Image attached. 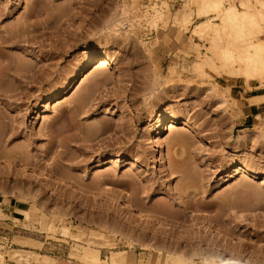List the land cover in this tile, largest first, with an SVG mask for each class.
<instances>
[{
  "label": "rangeland",
  "instance_id": "1",
  "mask_svg": "<svg viewBox=\"0 0 264 264\" xmlns=\"http://www.w3.org/2000/svg\"><path fill=\"white\" fill-rule=\"evenodd\" d=\"M240 1L223 0V5L233 2L243 10ZM186 2L0 0V35L27 29L36 37H20L5 51L47 75L33 81L10 77L13 93L0 95L6 133L0 143L5 264H15L8 254L22 248L55 264H83L77 257L86 242L75 241L73 233L86 238L91 231L111 244L100 249L102 259L110 250H125L138 262L154 264L151 257L161 255L141 250L146 244L166 253L181 251L203 264L201 247L211 243L225 257L264 264L263 175L233 172L235 165L246 164L264 173V137L254 130L255 118L240 125L248 104L244 97L264 89L255 81L247 86L243 75L221 72L222 60L215 59L216 73L192 70L211 53L191 35L199 0L189 3L193 21L186 30L174 23L175 11ZM50 48L65 51L44 61ZM105 57L113 64L95 69L96 60ZM87 58L89 69L54 100ZM159 115L166 128L173 116L179 124L156 135ZM183 119L204 136L195 139ZM232 150L239 156H229ZM172 159L179 173L171 171ZM117 198L151 212L155 224ZM9 203L22 205L29 219L21 211L3 212ZM63 225L69 236L61 233ZM193 249L200 255L193 257Z\"/></svg>",
  "mask_w": 264,
  "mask_h": 264
},
{
  "label": "bare ground",
  "instance_id": "2",
  "mask_svg": "<svg viewBox=\"0 0 264 264\" xmlns=\"http://www.w3.org/2000/svg\"><path fill=\"white\" fill-rule=\"evenodd\" d=\"M199 1L200 4L198 6V11L196 14V18H198L199 21L194 24L191 35L192 37H196L199 40L205 42L203 46L206 48V50L210 51L211 54L210 55L206 54L203 57V59H200L201 61L198 60L195 61L194 64L192 65V70L202 71L204 68H209L210 70L212 69L211 70L212 72L214 71L216 73L218 72V70H216L217 66L215 65V59L222 60L220 67L223 68L220 69L218 67V69H220L221 72L224 71L226 72L225 74L231 76L243 75L245 77V80L243 82H245L247 86H250L249 85L250 82L255 81L257 82L256 88L264 89V82L262 81L264 79V41L257 42L258 36L264 34V0H253L254 1L253 3L251 0H247V1L245 0L246 2H244V0H241L240 4L244 7L243 10H239L233 2L224 6L223 0H199ZM192 2L193 0H187V2L184 3V5H182L181 8L175 11L174 13L175 15H173L174 16L173 20L175 21L174 23L183 26L185 30L193 21L192 14L189 8V3ZM156 18H158V16ZM20 37L21 38L26 37V40L27 38H29V40L36 38L33 35L31 36V32L27 29L21 32H11L9 35H5V36L0 35V95L3 97L13 93V88L12 86H10V83H8L10 77L16 81L19 79H24L26 81H33L35 79H42L47 77V75L44 74V71L41 69L38 70L41 71V73L38 74L37 73L38 71L34 70V66H32L33 65L32 63H31L32 65L28 61H25V63L24 61L23 63H17L18 60L14 58L13 53L11 52L7 53L5 51L6 48L17 45L18 42L20 41ZM195 46H197L196 43ZM56 48L53 49L50 48L49 50L50 58L45 57V59L43 60L47 61L51 58L53 59L63 55L65 50H58ZM195 50L198 57L200 53L198 52L197 48ZM82 53L85 54L88 53V48L83 47ZM91 64L92 61L90 60V58H87L82 65L83 67L79 71L75 73L73 72L70 75V81L67 84V86L65 88H60L58 89V91H56L54 100L58 98L59 94L64 92L62 90H66L68 88V86L71 84L72 81L79 79L81 76H83V74L89 69ZM112 64L113 61L111 60L110 57L100 58L95 62V69L101 70L102 68H107ZM223 88L224 87H222V89ZM220 93L221 92H218L219 95L222 94ZM222 100L221 102L223 103L224 101ZM81 101L82 98L76 100L77 103H80ZM248 101L249 103L262 104L264 103V94L259 95L257 97L254 96V98L251 99L249 98ZM232 118L234 117L232 116ZM164 119H165L164 116L161 115L158 116L157 121L159 126L157 128L156 135L163 132V130L174 128L177 124H179L177 121L178 120L177 117L173 116L168 118L169 126L166 128L164 127L165 124V121L163 122ZM148 120L149 122L151 121L150 119ZM183 125L191 126L189 127L190 132L195 139L200 140V138L204 136L202 131H200L197 126L190 124L188 120L183 119ZM255 129L258 131L255 132L258 133L259 137L260 135L261 137L262 136L264 137V112L259 113L255 116L254 130ZM5 134H6L5 131L1 128L0 125V143L2 142ZM258 135H256V137H258ZM240 139L241 138H239V140ZM176 141L177 140L175 139H171V143H175ZM204 142L206 144H211L210 139H205ZM237 152L238 151L232 150L227 154L229 156L237 157L239 156L237 155L238 154ZM170 162H171V167H170L171 171L175 173H179L180 168L177 166V163H175V160L172 159ZM234 168H235L233 171L234 173L247 174L249 177L252 178H255L261 174L263 175L262 182H264V173L253 170L246 164H238L235 165ZM42 174L44 175V177L45 176L50 177V175L47 172L42 171ZM115 200H118L120 204L126 206V209L136 212L140 216H143L146 222L155 224V217L151 212L144 210L140 207H137L124 200H119L118 198ZM21 213L23 214V216H25L24 217L25 219H29L30 213L28 210H21ZM14 219L18 220L17 218ZM51 224L52 223L47 224L49 225V227L48 226L46 227L48 228V230L51 227ZM52 227L50 228V230L54 229V227L53 228ZM63 227L64 225L62 226V228ZM62 232L63 235L69 236L70 234L69 230H67L66 228L61 229V233ZM73 237L75 238V241L77 239V240H84V242H86V246H84L82 250V254L79 257H77L80 258L83 264H125L126 262V256L128 253L125 250H119V251L110 250L108 252V255L105 256V258L102 259L100 257V249L104 248L105 246L106 247L111 246L109 240L105 238L102 233L91 231L89 236L86 238L82 234L73 233ZM155 247L146 244L145 245L143 244L140 247L141 250L149 251L150 254L152 253V255L154 254L161 255V257L159 258L157 257V259H152L151 257L149 263L153 262L154 264H194L193 260L190 257H187V255L181 253V251L179 252L178 250H175L173 253L172 252L166 253L163 252L161 249ZM201 249L203 251V252L201 251L202 252L201 263L203 264H259L255 262L254 261L255 259L253 258H251L252 261H250L251 260L250 257L249 258L247 257L248 259L245 258L240 259V256L238 257V255H236L238 258L236 257L232 258L229 257L228 255H227L228 257L227 256L225 257L226 254L223 255L222 254L223 252L220 251L221 249L217 251L216 250L217 248L215 249L211 243L204 244L203 248L201 247ZM197 251L193 249L192 251H190V253L191 255L193 254L194 257ZM75 255H77V253ZM198 255L200 254L198 253L195 256ZM8 256H9L8 261L10 260L11 263H15V264H21V263L30 264L31 261H35L38 264H55V260L53 258L46 255H41L37 252L27 250L25 248L13 249L8 254ZM4 261H5L4 256L0 255V264H5ZM253 261L255 263H253ZM66 263L71 264L69 260L68 261L66 260Z\"/></svg>",
  "mask_w": 264,
  "mask_h": 264
},
{
  "label": "crops",
  "instance_id": "3",
  "mask_svg": "<svg viewBox=\"0 0 264 264\" xmlns=\"http://www.w3.org/2000/svg\"><path fill=\"white\" fill-rule=\"evenodd\" d=\"M264 94V93H263ZM262 95V94H261ZM259 96L256 94H250L244 97L245 100H248L249 98H254ZM244 105V116L242 118V122H241V126H247L248 122L250 120H252L253 118H255V116L259 113H263L264 112V103L262 104H255V103H249V101H247ZM22 205H11V203L5 205L3 208H1V210L5 213H9V214H19L20 211L22 210ZM148 264L147 262L141 263L137 261V258L134 257L133 255H127L126 256V262L125 264Z\"/></svg>",
  "mask_w": 264,
  "mask_h": 264
},
{
  "label": "built area",
  "instance_id": "4",
  "mask_svg": "<svg viewBox=\"0 0 264 264\" xmlns=\"http://www.w3.org/2000/svg\"><path fill=\"white\" fill-rule=\"evenodd\" d=\"M259 37V36H258ZM261 38H264V34H262L261 36H260ZM11 244H8V246H10Z\"/></svg>",
  "mask_w": 264,
  "mask_h": 264
}]
</instances>
